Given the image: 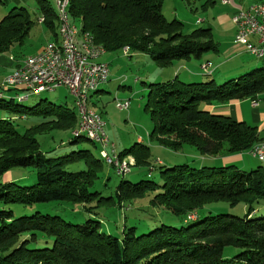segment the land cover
<instances>
[{"label": "trees", "instance_id": "1", "mask_svg": "<svg viewBox=\"0 0 264 264\" xmlns=\"http://www.w3.org/2000/svg\"><path fill=\"white\" fill-rule=\"evenodd\" d=\"M163 1L69 0L68 13L71 23H78L80 32L90 34L106 53L127 48L168 66L216 51L211 29L185 35L180 22H168L161 14ZM40 5L37 20L24 8L17 13L13 9L1 19V54L24 45L36 23L57 38L56 14ZM201 76L188 84L176 79L150 86L145 109L152 121L151 141L175 153L186 146L212 159L248 152L263 143L255 127L210 107L255 100L264 93V67L221 86L203 78L210 75ZM13 96L0 100L5 113L0 119V176L32 168L36 181L30 187L0 185V264H264V205L257 208L264 203L263 164L250 172L223 164L160 167L156 181L121 180L112 195L107 192V179L104 197L99 191L89 192L104 171L100 157L82 149L46 158L40 150L39 136L68 132L73 138L78 123L74 102L70 108L47 101L25 108ZM117 156L132 157L137 168L147 166L151 157L141 143ZM70 167L76 169L69 171ZM135 202H148V207L165 210L186 224L162 223L142 234L134 227H123L116 237L103 228L96 216L99 212L92 215L85 206L111 210ZM48 203L59 204L60 211L63 206H77L80 214L89 216L84 221L74 218L71 224L61 216L39 213L15 217L11 209ZM216 204L231 209L242 205L246 213L236 217L215 210L213 214L208 206Z\"/></svg>", "mask_w": 264, "mask_h": 264}, {"label": "rangeland", "instance_id": "2", "mask_svg": "<svg viewBox=\"0 0 264 264\" xmlns=\"http://www.w3.org/2000/svg\"><path fill=\"white\" fill-rule=\"evenodd\" d=\"M7 2L6 4L0 0V10L4 11L5 15H8L13 9H16L17 11L14 13H17L19 11L18 9L25 7L29 17L35 20L38 16L40 4L51 7L54 13L56 11L53 0H27L25 6H17V8H14L16 6L11 4L9 0ZM205 3L206 0H164L161 14L168 22H180L183 25V33L185 35H190L198 29H206L208 27L207 23H211L212 21V13L208 11V13L203 12V10H201V6ZM214 3H216L217 6L215 12L226 10V8L220 7L218 0H215ZM201 20L207 22L201 24L199 22ZM55 26H57V24ZM75 26L78 31H81V27L78 23H76ZM56 30L55 27V32ZM54 38L52 32L48 31L43 25L36 23L31 29L24 45L11 49L8 53H0V83L7 75L8 71L13 67V61L10 58L13 60H21L24 57L34 55L41 47L53 41ZM243 57L246 64H250V66L246 68L247 70L236 76V79L256 69L262 68L260 61L252 55L246 53ZM205 61L204 54L200 62ZM101 62L108 65L109 80L106 84L102 85L96 93L89 96V108L102 118L105 124V133L110 142L115 146L116 154L134 147L135 144L139 145L141 143L149 148L151 157L149 164L141 168L133 167L135 160L130 157L133 166L131 172L124 177H118L113 168L109 167L105 162H102L104 171L99 174V179L95 182L93 188L89 189V192L99 191L102 196L106 197L108 193L112 195L115 187L121 180L129 181L133 184L144 180L156 181L158 169L160 167L171 168L188 165L196 168L199 166L209 167L212 166V164L216 166L215 159L201 157L191 148L183 146L181 150L175 153L157 145L150 139L152 121L149 112L145 109L150 86L165 85L176 79L180 83H192L187 82L179 70H175L174 66L177 64L176 62L168 66H159L149 55L139 51L129 50L127 55H123L122 51L105 53L101 58ZM194 63H196V61L194 59L191 60L190 64L194 65ZM232 64H229V67H240V65ZM177 75H179L178 78L176 77ZM203 78L212 79V77ZM228 81H230V79L224 82L218 81L216 84L217 86H221ZM18 90L20 92L14 90L13 94H24L21 91L22 89L19 88ZM10 94L11 93H8L6 95ZM5 100L8 101L9 99ZM40 101H47L55 106H67L70 108L72 107L73 99L69 92L64 87H61L53 92H44L39 96H32L28 101L22 102L19 105L25 108H31ZM124 103H128V109L126 111L117 107V104ZM14 104L18 103L15 101ZM4 117L5 113L0 110V119ZM236 121L238 122L240 120ZM36 123L35 121L31 122V125ZM37 140L40 143V150L44 153L46 158H61L82 149L89 150L95 158L100 157L99 148L96 144L84 138L79 139L77 143H71L74 140L68 132H57L52 133L50 136H39ZM130 158H125V161H130ZM220 158L223 160L221 164H223L224 167L234 166L244 172H250L262 165L256 159L252 158L249 152L222 156ZM150 168H152V171L149 172ZM74 169L76 168H68L69 171ZM107 179L109 180V184L107 183L108 193L105 191L106 188L104 187ZM35 181L36 172L32 168H27L23 171L10 170L0 176V185L10 183L22 187H30L34 185ZM147 203L148 202H135L131 205L122 204L124 208L121 205L119 208L117 207L111 210H99L95 207V204L89 203L85 204V206L91 211L92 215L99 212L96 216L103 222V228L116 237L121 236L120 233L123 227H134L137 234H142L158 227L162 223L176 225L178 227L186 224L181 219L174 217L165 210L157 207H148ZM262 205H264V203L260 202L257 208ZM57 207H59V204L48 203L35 205L30 208H23L15 205L11 206V209L14 211L15 217L30 216L39 213L41 215L61 216L64 222L69 221L71 224H75L76 220L74 218H79V220L84 221L89 216H87V214H80L77 206H63L62 211ZM208 209H212L213 214L220 210L222 213L236 217H242L246 213V208L242 205L231 209L228 205L216 204L208 206ZM97 217L92 216V218Z\"/></svg>", "mask_w": 264, "mask_h": 264}, {"label": "built area", "instance_id": "3", "mask_svg": "<svg viewBox=\"0 0 264 264\" xmlns=\"http://www.w3.org/2000/svg\"><path fill=\"white\" fill-rule=\"evenodd\" d=\"M59 1L60 0H56ZM223 5L230 4V0H221ZM231 23L235 29L234 42L245 48V51L258 60H264V1L251 5L247 10H237L231 17ZM41 22V19L39 20ZM75 25L68 24L64 20L61 27L63 40L67 45V58L63 64H56V52L51 42L47 43L43 50L25 57L23 61L14 67L8 76L7 84H0V93H13L14 90L24 94H16V98H28L35 94L53 92L64 87L73 99L74 106L81 108L83 115L82 127L77 134H88L99 141V151L102 155L112 160L113 144L110 143L104 127L103 120H97L91 112H85L82 105V95L85 89L95 85H104L109 80V69L106 63L101 62L99 53L87 51V45H78L75 41ZM250 38H257L252 43ZM127 55L128 51H123ZM12 60V58H10ZM211 66L204 64L201 72L211 74ZM80 77H87V88H80ZM257 106V102L251 104ZM121 110L128 109V103L117 104ZM251 155V154H250ZM254 159H264L263 155H251ZM115 174L121 177L123 173H129L131 168H121L112 165Z\"/></svg>", "mask_w": 264, "mask_h": 264}, {"label": "crops", "instance_id": "4", "mask_svg": "<svg viewBox=\"0 0 264 264\" xmlns=\"http://www.w3.org/2000/svg\"><path fill=\"white\" fill-rule=\"evenodd\" d=\"M7 1L8 0H2V2L6 4L8 3ZM9 1L11 4L16 6L14 8H17V6L23 7L27 3V0ZM218 1L220 7L226 8L225 11L215 12V9L217 7L216 3H214L215 0H206V3L201 6V10H203V12L208 11L212 13L213 18L211 23H207V28L211 29V33L216 45V51L206 54L205 62H200L202 59L201 58L199 60H195L196 63H194V65L190 64V60L188 62H176L177 64L174 66L176 71L179 70L180 73H182L183 78L186 79L187 82H193L201 79L202 73L200 71V66L203 63H208L211 66L210 77H212L215 83H217L218 81L224 82L227 79H236V76L241 74V72L247 70L246 68L250 66V64H246V61L243 57L247 53L245 51V48L234 42L235 29L230 19L237 10H247L251 5L264 0H230V4L228 5H223L221 3V0ZM23 8L25 9V7ZM2 16H5V14L4 11L0 10V18ZM38 17L39 15L35 19L37 20ZM199 22L202 24L206 23L207 21L201 20ZM55 39H58V37ZM250 41L255 44L257 38H250ZM45 46L46 45L41 47V49L34 55L40 53ZM23 59H25V57L21 60L12 59L13 67L8 71L7 74H9L14 67L18 66L23 61ZM259 61L262 64L261 67H264V62L261 60ZM229 64L240 65V67H229ZM178 76L179 75H177L176 77L178 78ZM8 96L13 95L10 94ZM255 101L257 102L256 107L251 106V100H244L240 102H232L227 105L212 106L210 108L211 111L216 110L221 114L226 115L227 117L229 116V118L233 121L240 120L238 122H244L247 125L255 127L258 131L260 142H264V93L259 95ZM215 160L216 165H221V162L223 163V160L221 159Z\"/></svg>", "mask_w": 264, "mask_h": 264}, {"label": "bare ground", "instance_id": "5", "mask_svg": "<svg viewBox=\"0 0 264 264\" xmlns=\"http://www.w3.org/2000/svg\"><path fill=\"white\" fill-rule=\"evenodd\" d=\"M53 2H54V5L56 7L57 37H58V39L55 42H51V44H52V47H54L56 55H57L56 64H63L64 62H66V58H67V45L63 40V32L61 31V27L63 24V18H64V20H68V24H70V25H74V24L71 23L69 13H68L69 0H60L59 4H58V1H56V0H53ZM41 22H42V19H41ZM74 36H75L76 44L87 45V51L88 52L99 53L100 56L105 55V53H106L105 50L102 48V46L97 45L94 42V40L90 34L80 32L76 28V29H74ZM123 51H128V49L124 48ZM261 61L264 62V60H261ZM7 83H8V76L6 75L0 84H7ZM101 86L102 85H95L93 87L87 88V77H80V88H87V89H85V92L82 95L83 109L85 112H91L93 114V117L97 120H102V118L96 112L92 111L89 108L88 100H89V96L93 93H96ZM39 95L40 94H35L33 96H39ZM9 98H11V97L6 95V94L0 93V100H5V99H9ZM13 98L16 99L18 102L27 101L25 98H16V97H13ZM255 100H251V104L255 103ZM74 107H75V110L77 113L78 123H77L76 129L71 133V135L75 139L84 138L87 141H89L93 144H96L99 148V141L96 137L88 135V134H77V133H79V131L81 130V127H82L83 115H82L81 108H76V106H74ZM248 152L251 155H263L264 154V142L257 144ZM99 155H100L101 159L103 160V162H105L109 167H112V165H119V167H121V168H131L133 166L132 160L130 157H126V158H128V159L130 158L131 162L125 161V158L120 159L114 150L112 152V160L110 159V157L102 155V153L100 151H99ZM257 161L264 165V159H257ZM127 174L128 173H123L121 175V177H124Z\"/></svg>", "mask_w": 264, "mask_h": 264}]
</instances>
